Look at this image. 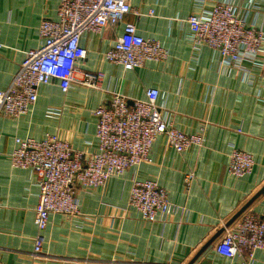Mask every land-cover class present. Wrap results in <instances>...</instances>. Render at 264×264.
Returning <instances> with one entry per match:
<instances>
[{
	"label": "crops",
	"instance_id": "1",
	"mask_svg": "<svg viewBox=\"0 0 264 264\" xmlns=\"http://www.w3.org/2000/svg\"><path fill=\"white\" fill-rule=\"evenodd\" d=\"M242 8L249 26L262 30L256 59L244 68L222 63L210 47H192L188 17L210 14L219 2ZM60 0H0V89L8 88L26 51L42 44L44 17L57 18ZM139 33L159 40L169 51L164 61H148L135 70L109 62L106 51L123 32V25L101 33L87 32L82 44L87 57L78 77L100 71L99 88L73 84L63 92L57 81L38 88V101L14 120L0 117V256L3 264H189L206 242L264 186V0H130ZM151 10L153 13H151ZM159 90L158 103L181 131L204 130V143L179 153L163 136L154 142L150 161L112 177L101 188L82 190L80 211L53 213L44 231L43 253L33 255L35 207L39 187L34 170L14 167L10 153L15 138L44 139L58 134L80 150L96 151L94 110L118 91L131 100ZM251 153V174L229 172L233 148ZM194 173L188 184L186 175ZM154 179L176 214L151 222L130 206L135 180ZM264 218V193L248 208ZM166 219V220H164ZM222 234L194 264H246L244 257L220 254ZM254 264H264V249Z\"/></svg>",
	"mask_w": 264,
	"mask_h": 264
},
{
	"label": "built area",
	"instance_id": "2",
	"mask_svg": "<svg viewBox=\"0 0 264 264\" xmlns=\"http://www.w3.org/2000/svg\"><path fill=\"white\" fill-rule=\"evenodd\" d=\"M133 12L130 0H60L57 18L41 20V46L26 51L10 86L0 89V117L17 120L27 114L38 101V88L53 81L65 93L75 83L99 88L104 78L102 72L86 71L77 76L79 65L87 57L81 41L87 32L101 33L106 28L123 25L122 34L106 51L105 58L125 70H135L148 61L166 60L168 49L159 40L141 35L137 24L127 19ZM188 23L194 50L206 46L215 49L225 65L244 68V63L253 62L262 48V30L249 26L242 8L233 2L217 3L208 15L193 13ZM3 48L0 32V50ZM158 98L157 88L147 89L145 98L132 100L122 92H110L109 98L94 110L96 151L73 148L58 134H48L42 140L15 138L11 164L34 170L39 187L34 256L43 253L44 231L51 214L79 213L82 190L104 187L110 178L123 176L127 170L150 161L152 146L159 136L179 153L203 145L204 130L192 134L181 131L164 113ZM1 142L0 134V145ZM254 166L251 153L237 147L232 149L231 175L251 174ZM194 178L193 172L188 173L187 183ZM129 204L151 222L183 210L154 179L135 180ZM222 227L217 251L230 258L242 256L246 264H254L255 252L264 249V218L247 209L230 226ZM0 264H3L1 256Z\"/></svg>",
	"mask_w": 264,
	"mask_h": 264
},
{
	"label": "water",
	"instance_id": "3",
	"mask_svg": "<svg viewBox=\"0 0 264 264\" xmlns=\"http://www.w3.org/2000/svg\"><path fill=\"white\" fill-rule=\"evenodd\" d=\"M264 193V186L250 199L246 202L226 223V226H230L234 223L251 205L252 203L259 198ZM224 231V227H221L207 242L206 244L199 250L196 256L189 262V264H194V262L199 258V256L207 249Z\"/></svg>",
	"mask_w": 264,
	"mask_h": 264
},
{
	"label": "trees",
	"instance_id": "4",
	"mask_svg": "<svg viewBox=\"0 0 264 264\" xmlns=\"http://www.w3.org/2000/svg\"><path fill=\"white\" fill-rule=\"evenodd\" d=\"M127 18H128V16H127Z\"/></svg>",
	"mask_w": 264,
	"mask_h": 264
}]
</instances>
